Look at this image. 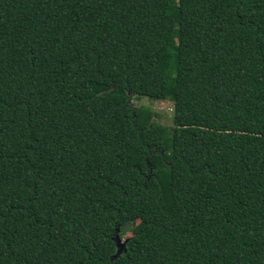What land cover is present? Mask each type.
I'll return each instance as SVG.
<instances>
[{
    "label": "trees",
    "instance_id": "16d2710c",
    "mask_svg": "<svg viewBox=\"0 0 264 264\" xmlns=\"http://www.w3.org/2000/svg\"><path fill=\"white\" fill-rule=\"evenodd\" d=\"M0 264H264V0H0Z\"/></svg>",
    "mask_w": 264,
    "mask_h": 264
},
{
    "label": "rangeland",
    "instance_id": "374dc122",
    "mask_svg": "<svg viewBox=\"0 0 264 264\" xmlns=\"http://www.w3.org/2000/svg\"><path fill=\"white\" fill-rule=\"evenodd\" d=\"M130 101L135 108L144 106L151 109L155 114L154 120L161 122L167 126L173 125V122L171 121L172 102L168 100L149 99L147 97L134 94L130 95ZM135 224L136 222L126 226L121 231L117 232L115 239L117 242L118 250H121L126 240L134 235Z\"/></svg>",
    "mask_w": 264,
    "mask_h": 264
}]
</instances>
